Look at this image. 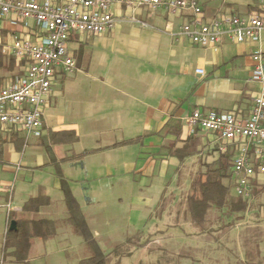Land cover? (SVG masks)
Here are the masks:
<instances>
[{"label": "crops", "instance_id": "crops-1", "mask_svg": "<svg viewBox=\"0 0 264 264\" xmlns=\"http://www.w3.org/2000/svg\"><path fill=\"white\" fill-rule=\"evenodd\" d=\"M197 1L203 20L222 14L245 17L256 11V0ZM113 13L118 22L92 44L86 62L82 43L69 42L78 44V49L69 48L75 70L68 75L56 72L55 83L59 82L62 88L53 91L52 86L43 111L41 138L25 141L21 133L14 131L0 135L2 264H79L86 258L85 253L88 257L82 239L68 222L63 194L54 168L48 165L44 146L51 147L55 159L63 160V176L105 255L145 232L171 185H178L174 188L176 196L172 195L173 203L178 199L186 206L193 180L205 175L206 167L215 165L221 154L234 156V147L214 135L199 130L191 134L186 118L195 110L248 116L258 89L250 81L251 56L256 50L264 55V33L259 43L224 41L216 48H201L172 36L190 20V12L171 16L165 11L115 7ZM38 35L33 22L25 24L14 16L0 19L2 56L6 61L14 59L11 48L15 38L35 40ZM196 69H202L204 76L195 74ZM49 132H73L78 140L71 145H51ZM193 135L196 153L179 161L171 151L181 149ZM136 137H141L140 143L113 147ZM91 150L96 152L68 160ZM171 169L180 176L171 177ZM228 174L229 178L221 181L224 187L232 186L230 164ZM258 186L262 185H253V189ZM39 188L50 203L35 218L54 221L55 235L46 241L32 239L26 262L17 263L3 252L6 232L13 227L10 217H18L24 203ZM257 199L264 215V197ZM254 200L251 192L247 207ZM175 213L181 215L179 211ZM216 217L210 215V221L215 222ZM234 225L219 229L230 230ZM244 247L240 250L241 260H245ZM232 248L213 252L212 264H228ZM223 253L227 255L224 259ZM258 253L255 262H240L264 264V247Z\"/></svg>", "mask_w": 264, "mask_h": 264}, {"label": "built area", "instance_id": "built-area-1", "mask_svg": "<svg viewBox=\"0 0 264 264\" xmlns=\"http://www.w3.org/2000/svg\"><path fill=\"white\" fill-rule=\"evenodd\" d=\"M245 17L222 14L203 20L197 0H0V19L14 16L33 22L39 31L35 40L15 38L11 54L22 70L0 82V135L21 133L25 141L42 135V117L55 82L56 72L71 74L75 60L68 45L83 35H103L118 22L113 10L145 8L178 16L190 12V20L178 27L174 39L201 48L228 43H259L264 33V0ZM250 81L258 85L247 117L233 113L193 111L186 118L190 133L212 134L234 147L230 182L235 197L248 200L253 185L264 184V55L253 52ZM195 74L204 76L202 69ZM224 151V148H222ZM2 264V261H0Z\"/></svg>", "mask_w": 264, "mask_h": 264}, {"label": "rangeland", "instance_id": "rangeland-1", "mask_svg": "<svg viewBox=\"0 0 264 264\" xmlns=\"http://www.w3.org/2000/svg\"><path fill=\"white\" fill-rule=\"evenodd\" d=\"M99 37L101 35H83L76 39V42L79 40L82 43L80 47L84 50L85 62L90 59L91 49L93 50L92 44ZM77 45L70 43L68 47L75 50L78 49ZM19 68L20 66H14L12 71H0V81H8L19 75ZM53 85V91H60L62 88L59 82H54ZM171 172V177L180 176V173H175L174 169H171ZM177 186H170L166 192V197L160 202L151 220L147 223L145 232L129 243L112 249L111 253L107 254V264H212L213 252L227 247L230 249L233 247L232 253L230 250L228 254L230 259L227 261L228 264H245V262L256 261L259 256L258 251L264 247V215L257 199L264 197L260 192L264 188V184L255 189L256 193H254L253 198L256 200L249 202L246 211L233 212L227 206L221 209L212 207L207 212L205 222L201 225L190 220L186 206H182L178 199L176 203H173L172 197L176 196L174 195L176 193L174 188ZM189 186L190 184H187V193ZM231 196L235 197L233 191ZM248 201L249 199L246 202L247 206ZM176 211H179L181 215L175 213ZM214 214L217 215L214 218L216 219L215 222L210 221L209 218L210 215ZM228 224L235 225L230 230L219 229ZM250 236L255 238L250 239ZM240 243L245 246L246 261L241 260L240 250L243 246ZM223 254L221 257L224 259L227 255ZM71 256L76 258L75 254L71 253ZM85 257L87 258L86 253ZM258 260L261 261V259Z\"/></svg>", "mask_w": 264, "mask_h": 264}, {"label": "trees", "instance_id": "trees-1", "mask_svg": "<svg viewBox=\"0 0 264 264\" xmlns=\"http://www.w3.org/2000/svg\"><path fill=\"white\" fill-rule=\"evenodd\" d=\"M0 46V71H12L17 64L14 59L5 60L1 54ZM1 82V81H0ZM176 133V128L171 129ZM52 144H73L78 138L73 132H49ZM194 136H190L184 142L181 149L171 151V154L179 161L196 153L197 141ZM41 138V137H40ZM141 137L125 140L113 145V147L127 146L140 143ZM47 156L48 165L54 168L55 177L59 182V188L63 194L65 207L68 213V222L73 232L82 239L88 257L80 260L79 264H107L108 255H105L97 240L91 233L87 222L81 212L80 206L71 193L68 181L63 176L60 168L61 161L55 159L50 146H44ZM96 150L84 152L80 155H74L68 160H78L84 156L94 153ZM232 154L226 152L219 156L217 163L213 166L206 167L205 175H198L191 184V191L186 198V207L191 220L201 225L204 221L207 210L211 207L221 209L225 206L229 207L233 212H244L247 209V200L238 197H232V186L224 187L221 183L222 179L229 178L228 170ZM65 160V159H64ZM203 176L205 177L203 180ZM264 195V188L260 190ZM256 191L253 189L252 195ZM49 198L39 188L35 196L29 198L23 205L21 214L11 216L13 227L8 229L5 235L3 252L5 256H10L17 263L26 262L30 249L31 240L39 238L43 241L51 239L55 235L56 224L54 221L45 219H36L35 216L42 207L48 206ZM132 239H128L129 243ZM119 248V247H117ZM115 248V249H117Z\"/></svg>", "mask_w": 264, "mask_h": 264}]
</instances>
